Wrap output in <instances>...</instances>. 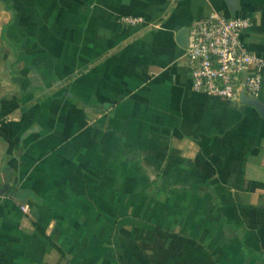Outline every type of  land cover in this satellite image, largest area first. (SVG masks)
<instances>
[{"label": "crops", "instance_id": "crops-1", "mask_svg": "<svg viewBox=\"0 0 264 264\" xmlns=\"http://www.w3.org/2000/svg\"><path fill=\"white\" fill-rule=\"evenodd\" d=\"M212 10L264 55V0H0V264H264V73L262 114L176 41Z\"/></svg>", "mask_w": 264, "mask_h": 264}, {"label": "built area", "instance_id": "built-area-1", "mask_svg": "<svg viewBox=\"0 0 264 264\" xmlns=\"http://www.w3.org/2000/svg\"><path fill=\"white\" fill-rule=\"evenodd\" d=\"M124 19L137 20L134 16ZM249 24L243 15L216 10L189 21L182 54L193 90L233 100L257 96L264 55L248 49L241 39V31Z\"/></svg>", "mask_w": 264, "mask_h": 264}, {"label": "water", "instance_id": "water-1", "mask_svg": "<svg viewBox=\"0 0 264 264\" xmlns=\"http://www.w3.org/2000/svg\"><path fill=\"white\" fill-rule=\"evenodd\" d=\"M226 1L228 3V7H229L230 12L233 11L234 5H235V0H226ZM176 41L178 42L179 45L185 46V44H186V26H182L178 29V31L176 33ZM240 99H241V101L248 103V104H251L254 107H256L260 113L263 112L261 104L256 97L242 96Z\"/></svg>", "mask_w": 264, "mask_h": 264}]
</instances>
